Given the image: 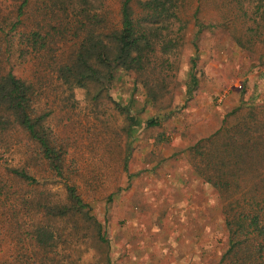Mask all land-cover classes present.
<instances>
[{
  "label": "rangeland",
  "instance_id": "374dc122",
  "mask_svg": "<svg viewBox=\"0 0 264 264\" xmlns=\"http://www.w3.org/2000/svg\"><path fill=\"white\" fill-rule=\"evenodd\" d=\"M138 1L131 4L135 13ZM238 1L221 6L219 0H181L182 23L160 33L144 81L120 70L109 89L77 88L70 99L66 86L51 83L48 125L67 149L70 182L90 217H56L45 204L18 211V195L38 200L48 190L52 202H61L66 190L59 183L8 180L6 190L0 186V264L33 257L27 242L32 220L43 221L52 234L50 264L220 263L228 248L223 195L198 172L191 148L237 107L254 106L264 117V0ZM104 3L118 24L121 0ZM13 62L15 74L28 80L40 64L33 57ZM147 81L159 87L156 100ZM150 120L160 124L145 127ZM7 137L22 143L0 149V177L6 179L10 168L24 166L26 150L22 132Z\"/></svg>",
  "mask_w": 264,
  "mask_h": 264
},
{
  "label": "trees",
  "instance_id": "16d2710c",
  "mask_svg": "<svg viewBox=\"0 0 264 264\" xmlns=\"http://www.w3.org/2000/svg\"><path fill=\"white\" fill-rule=\"evenodd\" d=\"M9 1L0 0V143L5 144L0 149L10 151L21 144L11 142L7 135L22 132L26 150L24 166L10 168L7 179L0 177L1 190L8 188L11 179L30 185L59 183L66 190L64 201L52 202L46 190L47 198L38 200L18 195L15 207L39 211L45 204L56 217L78 212L90 217L88 204L70 182L67 149L48 125L53 113L51 83L58 80L66 86L70 99L77 88L95 85L100 91L109 89L120 70L134 72L144 81L156 40L163 37L160 33L173 23H182L181 0H139L140 13H135L133 0H121L118 24L113 23L105 0H98V6H88L87 0H12L15 5ZM230 2L240 3L219 0L221 6ZM196 26L201 33L202 23L197 21ZM237 42L241 44L240 39ZM28 57L40 62L31 80L14 72L13 60ZM191 78L196 85L193 73ZM145 87L156 100L159 87H149L148 81ZM191 92L192 87L188 94ZM159 124L150 120L144 126ZM191 151L198 172L223 195L228 248L219 264H264V117L254 106L249 111L237 107L213 135L200 140ZM128 162L129 157L125 169ZM34 167L43 170L33 173ZM28 228L33 257L25 264L54 263L49 257L53 250L47 225L32 220Z\"/></svg>",
  "mask_w": 264,
  "mask_h": 264
}]
</instances>
